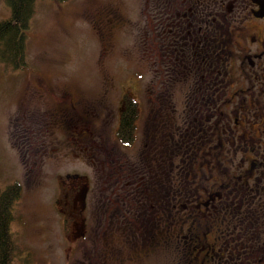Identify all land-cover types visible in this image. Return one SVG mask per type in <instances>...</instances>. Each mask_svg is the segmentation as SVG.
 <instances>
[{
  "label": "flooded vegetation",
  "instance_id": "obj_1",
  "mask_svg": "<svg viewBox=\"0 0 264 264\" xmlns=\"http://www.w3.org/2000/svg\"><path fill=\"white\" fill-rule=\"evenodd\" d=\"M137 6L96 21L106 47L114 29L135 34L146 87H104L111 106L65 92L14 145L43 149L44 131L61 133L53 151L87 161L92 177L68 191L63 227L88 242V264H264V0ZM124 96L137 110L128 145L116 137Z\"/></svg>",
  "mask_w": 264,
  "mask_h": 264
},
{
  "label": "rangeland",
  "instance_id": "obj_2",
  "mask_svg": "<svg viewBox=\"0 0 264 264\" xmlns=\"http://www.w3.org/2000/svg\"><path fill=\"white\" fill-rule=\"evenodd\" d=\"M138 12L137 0H38L27 31L24 67L13 70L0 63V189L17 184L21 190L12 206L15 255L11 264L93 262L88 242L75 240L78 232L70 223L63 227L67 215L68 220L72 217L68 191L87 187L92 177L87 161L67 150L53 151L58 145L63 148L61 133L52 136L44 131L40 141L44 148L38 150L35 143L32 151L21 154L13 135L20 126H35L37 117L49 122L65 92L95 103L105 96L104 87L116 94L125 85L146 87L153 74L149 64L139 60L141 46L135 34L114 29L106 47L96 21L106 13L126 19ZM8 17L9 9L0 0V21ZM144 93L143 102L149 105V94ZM116 99L112 95L103 102L111 106ZM26 121L29 124H20ZM109 143L114 145L111 134ZM74 174L79 182L72 179Z\"/></svg>",
  "mask_w": 264,
  "mask_h": 264
},
{
  "label": "trees",
  "instance_id": "obj_3",
  "mask_svg": "<svg viewBox=\"0 0 264 264\" xmlns=\"http://www.w3.org/2000/svg\"><path fill=\"white\" fill-rule=\"evenodd\" d=\"M9 17L0 21V63L13 70L24 67L27 31L34 6L38 0H4ZM59 3L67 0H53ZM121 120L116 137L123 144L134 141L133 121L137 117L135 103L127 96L123 97L121 104ZM20 187L17 184L0 189V264H11L15 255V245L10 232L12 222V206L19 198Z\"/></svg>",
  "mask_w": 264,
  "mask_h": 264
}]
</instances>
